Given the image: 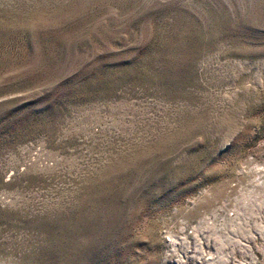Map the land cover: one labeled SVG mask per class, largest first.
<instances>
[{"label":"rangeland","instance_id":"1","mask_svg":"<svg viewBox=\"0 0 264 264\" xmlns=\"http://www.w3.org/2000/svg\"><path fill=\"white\" fill-rule=\"evenodd\" d=\"M188 228L264 264V0H0V264H161Z\"/></svg>","mask_w":264,"mask_h":264},{"label":"built area","instance_id":"2","mask_svg":"<svg viewBox=\"0 0 264 264\" xmlns=\"http://www.w3.org/2000/svg\"><path fill=\"white\" fill-rule=\"evenodd\" d=\"M229 215L232 216L233 214L230 213ZM188 229H184L182 232L183 236L179 239L181 241L180 243H177L175 239L164 237L167 244L161 264H211L214 257L210 251L197 254L195 250H182V241L188 245L186 241L193 237L194 228Z\"/></svg>","mask_w":264,"mask_h":264},{"label":"bare ground","instance_id":"3","mask_svg":"<svg viewBox=\"0 0 264 264\" xmlns=\"http://www.w3.org/2000/svg\"><path fill=\"white\" fill-rule=\"evenodd\" d=\"M174 241V240H173Z\"/></svg>","mask_w":264,"mask_h":264}]
</instances>
